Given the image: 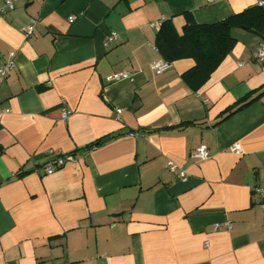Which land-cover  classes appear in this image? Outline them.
Segmentation results:
<instances>
[{
	"label": "crops",
	"instance_id": "0c3cea01",
	"mask_svg": "<svg viewBox=\"0 0 264 264\" xmlns=\"http://www.w3.org/2000/svg\"><path fill=\"white\" fill-rule=\"evenodd\" d=\"M259 1L0 0V67L16 64L0 86V264H264V35L234 28L196 92L194 59L151 69L164 20L181 34L185 12L214 24ZM57 153L76 159L47 175Z\"/></svg>",
	"mask_w": 264,
	"mask_h": 264
},
{
	"label": "trees",
	"instance_id": "16d2710c",
	"mask_svg": "<svg viewBox=\"0 0 264 264\" xmlns=\"http://www.w3.org/2000/svg\"><path fill=\"white\" fill-rule=\"evenodd\" d=\"M186 23L180 34L173 20H164L156 36V48L163 60L170 63L192 58L195 65L182 75L183 81L193 91H199L209 80L227 55L234 49L237 39L232 30L240 28L264 35V8L258 5L245 9L214 24H199L191 13L184 14ZM255 99L245 98L232 107L224 118L243 109ZM115 136L99 140L101 145Z\"/></svg>",
	"mask_w": 264,
	"mask_h": 264
},
{
	"label": "built area",
	"instance_id": "2783aa9c",
	"mask_svg": "<svg viewBox=\"0 0 264 264\" xmlns=\"http://www.w3.org/2000/svg\"><path fill=\"white\" fill-rule=\"evenodd\" d=\"M18 1L19 0H6L4 7L1 9V12H5L7 10H13L15 8V4ZM257 5L261 8H264V0H260ZM74 20H75V17H73V16L69 18V21L71 23L74 22ZM32 30H33V27L30 26L29 31L32 32ZM118 39H119V35L115 32H112L108 36V42L109 43L117 41ZM14 57H15V53L10 52L9 59L0 67V86L6 80V78L9 76V74L16 67ZM255 58L264 65V45L259 48L258 52L256 53ZM171 66H172V63L165 61L163 59L157 60V61H154L151 63V69L157 75L163 74L165 71L169 70L171 68ZM129 76H130V74L128 72H125L122 74H115L111 78V80L112 81H120V80H124V79L129 78ZM6 112H7L6 109H3L0 107V119ZM117 112L121 113L122 110L118 109ZM64 117H65V114H64ZM231 149L234 153H237V154L241 153V149H240V146L238 144H235ZM49 153L54 154V152L52 150ZM209 155L210 154H209L208 148L204 145H200L194 150V152L191 154V157L197 161H204V160H207L209 158ZM75 159L76 158L73 155H63L61 153H57L56 157L52 161L45 164V166L43 168L44 172L47 175H51V174L57 172L58 170L62 169L67 163L75 161ZM168 168H170L172 171L176 170V166H175L173 161L168 162ZM180 177L184 181L187 178V176L184 172H180ZM256 191L260 196L264 195V188L258 187L256 189ZM226 226L228 228H231L230 223H227ZM216 228H217V226H216Z\"/></svg>",
	"mask_w": 264,
	"mask_h": 264
}]
</instances>
